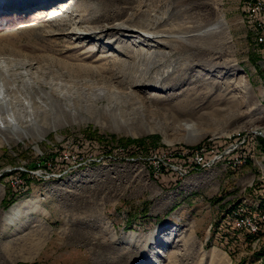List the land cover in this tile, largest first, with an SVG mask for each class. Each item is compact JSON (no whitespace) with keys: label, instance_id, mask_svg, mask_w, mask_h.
<instances>
[{"label":"rangeland","instance_id":"1","mask_svg":"<svg viewBox=\"0 0 264 264\" xmlns=\"http://www.w3.org/2000/svg\"><path fill=\"white\" fill-rule=\"evenodd\" d=\"M253 1L0 0V264H264ZM123 42L171 61L131 86Z\"/></svg>","mask_w":264,"mask_h":264},{"label":"bare ground","instance_id":"2","mask_svg":"<svg viewBox=\"0 0 264 264\" xmlns=\"http://www.w3.org/2000/svg\"><path fill=\"white\" fill-rule=\"evenodd\" d=\"M153 1L154 2H162L163 0H153ZM1 4L2 3L0 2V5ZM65 4H68V2ZM66 6L67 5H64L63 7H66ZM71 10L73 12V9H71ZM250 10H251V8H249V10H248L249 11V13H248L249 19L253 18L254 15L257 14L255 12H250ZM258 22H260V20ZM260 24H262V22ZM131 26H132L131 23L119 24L113 28V32H116V34L119 36V39H122L123 37H125L126 39L131 41V38L134 37L133 35L138 33L136 30L133 29L135 27L132 26L133 28H131ZM260 27H262V25H260ZM205 33H207V31ZM93 36L95 38L96 34L93 33ZM146 37L149 38L150 40L156 42V43H159V44L162 43V41H163L162 36L155 35V34H153L152 36L151 35L149 36V34H148ZM132 45H134L133 42H130V43L123 42L122 43L121 53L126 52V53L130 54L129 60H127V61H122V60L116 61L115 65L117 64L118 68H116V66H115L116 70H114V68L112 70V71L116 72L117 74L124 75L127 79H129L128 83L131 86L139 85L142 82H148V81L150 82L149 76L152 73V71H151L152 68L155 66L154 61L156 58H161L159 60L161 62V65H163V64L165 65L166 63H169L171 61V60H169V56H167V55L161 56V54H159V53L155 54V55L154 54L149 55V56H146L147 55L146 53H145V55L144 54H139V55L135 54L134 55V51H136V50L133 51V49L135 47H132ZM0 73H1V75H0V131L3 133L10 132L11 134L14 133L16 135L21 134L24 131L22 130V127L20 126L18 119L16 117L17 116L16 110H12L9 108L10 107V100H9V98H7L5 96V92L3 91L6 87V85L8 84V82L13 81V79H11V77H8V79H7V77L5 75H3L5 73L7 75H9L6 72V65H0ZM167 74L170 75V71L167 72ZM2 76H4V78ZM168 83L169 82L167 81V75H165L163 78L157 79L155 82H153V87L154 86H156V87L157 86H166ZM130 93H131V91H130ZM129 96L133 99H135L136 97L140 98L135 93H133V95H129ZM154 98H156V97H154ZM29 107H30L29 113L31 114L33 106L29 105ZM2 111H6L5 116H3L4 113L2 114ZM198 162H199V160H198ZM202 162H200V163H202ZM19 212H20V210L18 208H15L13 214L19 215ZM10 220H11V218L9 216V221Z\"/></svg>","mask_w":264,"mask_h":264},{"label":"built area","instance_id":"3","mask_svg":"<svg viewBox=\"0 0 264 264\" xmlns=\"http://www.w3.org/2000/svg\"><path fill=\"white\" fill-rule=\"evenodd\" d=\"M250 12L264 13V0H254L251 3ZM260 25H262V24H260Z\"/></svg>","mask_w":264,"mask_h":264}]
</instances>
